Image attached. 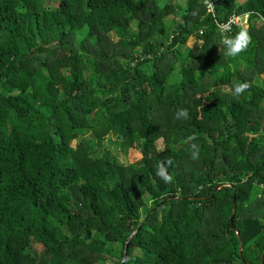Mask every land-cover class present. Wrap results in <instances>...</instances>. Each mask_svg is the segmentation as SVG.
<instances>
[{
	"label": "trees",
	"instance_id": "obj_1",
	"mask_svg": "<svg viewBox=\"0 0 264 264\" xmlns=\"http://www.w3.org/2000/svg\"><path fill=\"white\" fill-rule=\"evenodd\" d=\"M211 1L0 0V264H261L264 0Z\"/></svg>",
	"mask_w": 264,
	"mask_h": 264
},
{
	"label": "clouds",
	"instance_id": "obj_2",
	"mask_svg": "<svg viewBox=\"0 0 264 264\" xmlns=\"http://www.w3.org/2000/svg\"><path fill=\"white\" fill-rule=\"evenodd\" d=\"M207 3V0H206ZM210 7L212 5H209ZM252 43V36L247 29L241 28V30L235 36H228L226 33L221 32V44L226 49V55L236 57L244 53L250 44ZM232 90L234 96L237 98L248 91L251 85L248 82L234 81L232 84ZM175 119H189V113L187 109H179L175 114ZM197 137L191 135L185 140L186 144L190 145V155L193 160L199 159L200 147L195 143ZM173 159L171 157H165L160 160L156 166V175L162 179L165 183H172L174 177L169 173L168 169L173 166Z\"/></svg>",
	"mask_w": 264,
	"mask_h": 264
},
{
	"label": "built area",
	"instance_id": "obj_3",
	"mask_svg": "<svg viewBox=\"0 0 264 264\" xmlns=\"http://www.w3.org/2000/svg\"><path fill=\"white\" fill-rule=\"evenodd\" d=\"M201 4L205 7L206 13L212 15L215 18L216 10L214 9V4L211 0H199ZM209 5H212L211 7ZM249 13L244 15H233L228 18L227 21L219 22L215 19L218 29L224 33H230L234 28H247L249 26ZM264 190V185L261 186Z\"/></svg>",
	"mask_w": 264,
	"mask_h": 264
},
{
	"label": "rangeland",
	"instance_id": "obj_4",
	"mask_svg": "<svg viewBox=\"0 0 264 264\" xmlns=\"http://www.w3.org/2000/svg\"><path fill=\"white\" fill-rule=\"evenodd\" d=\"M58 1L59 0H43V4L47 8H55ZM193 43H194L193 40H189L187 42V45L192 46ZM261 80L264 82V76H261V79H259L258 81H261ZM103 150L106 152H110L113 155L118 156V158L125 164L127 162H133L140 157L139 153L134 150H131L128 154H125L121 150L119 143L112 141L110 138H107V142L104 143Z\"/></svg>",
	"mask_w": 264,
	"mask_h": 264
},
{
	"label": "water",
	"instance_id": "obj_5",
	"mask_svg": "<svg viewBox=\"0 0 264 264\" xmlns=\"http://www.w3.org/2000/svg\"><path fill=\"white\" fill-rule=\"evenodd\" d=\"M225 187H232V185H227V184H222V185H219L217 186L215 189H214V192L222 189V188H225ZM234 192V191H233ZM200 199H209L210 197H199ZM171 199H176V200H179L178 198H175L173 196H170L168 198H166L165 200L168 201V200H171ZM235 203H236V200L235 198L233 197V200H232V211H231V219L233 220V217H234V211H235ZM134 236V234L132 235V237ZM239 237V235H238ZM128 242H129V239L127 240L126 244H125V248H124V257H126V253H127V247H128ZM242 244L240 246V255L241 257H243L242 253H241V250H242ZM243 261L246 263V264H249L245 259H243ZM261 264H264V252H263V256H262V262Z\"/></svg>",
	"mask_w": 264,
	"mask_h": 264
}]
</instances>
